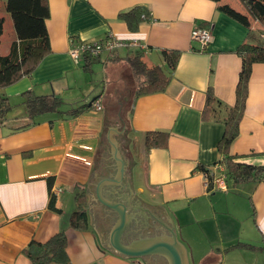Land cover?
I'll list each match as a JSON object with an SVG mask.
<instances>
[{
	"label": "crops",
	"instance_id": "0c3cea01",
	"mask_svg": "<svg viewBox=\"0 0 264 264\" xmlns=\"http://www.w3.org/2000/svg\"><path fill=\"white\" fill-rule=\"evenodd\" d=\"M5 1L1 0L0 9L4 17L1 55L16 39L12 22L6 25L11 18L5 13ZM47 1L50 51L29 75L0 88V94L13 103L0 118V264H32L23 253L29 241L45 242L58 231L66 235L69 264H145L110 246L117 214L97 197L99 184L101 196L127 208L123 244L168 236L172 228L189 264H264V173L258 182L234 183L227 176L223 191L209 187L201 169L214 170L222 156L221 119L226 106L236 101L242 64L237 51L247 29L219 11L213 0ZM135 6L147 9L150 20L131 30L118 15ZM195 26L211 30V42L203 50L191 39ZM108 36L128 45L112 56L100 55L90 70L83 68V59L73 61L69 53L73 44ZM162 49L181 53L166 89L132 99L128 123L120 110L109 114L117 106L109 107L111 93L122 92L127 84L133 96L136 88L126 58L140 51L145 63L167 72ZM94 67L102 78L95 80L96 87L87 80ZM127 68L133 82L124 79ZM209 88L219 102L207 111ZM26 91L55 94L64 100V108L82 103L89 108L75 117L43 113L35 123L22 127L29 122L22 96ZM154 130L168 133L167 144L145 150L144 134ZM131 142H138L139 156L129 149ZM112 143L125 167L120 186L109 182L118 170ZM228 154L264 169V62L252 65L238 134ZM54 187L62 189L54 203L59 212L48 206ZM83 188L88 227L74 229L69 216L76 209L75 194ZM129 230L134 234L123 241ZM144 257L147 264H162L155 258L168 264L162 256Z\"/></svg>",
	"mask_w": 264,
	"mask_h": 264
},
{
	"label": "trees",
	"instance_id": "16d2710c",
	"mask_svg": "<svg viewBox=\"0 0 264 264\" xmlns=\"http://www.w3.org/2000/svg\"><path fill=\"white\" fill-rule=\"evenodd\" d=\"M213 1L219 11L233 18L247 29L246 38L237 51L241 55L242 64L236 85V101L233 106H226L227 113L221 119L224 124V132L218 143L222 155L219 161L224 164L226 175L234 183L248 180L258 182L263 179V167L238 161L228 154V148L238 134V123L244 111L252 65L256 62H264V0H237L238 3L229 0ZM4 10L11 18L16 39L11 42L9 52L6 55L0 54V88L13 83L24 75H29L50 51L49 36L45 25V21L49 17L47 0H6ZM118 17L125 21L131 30H136L140 22L150 20L149 12L143 6H135L120 12ZM3 24L4 17L0 16V37L3 32ZM257 30L260 31V37L255 32ZM161 54L166 62L167 72L159 65L145 63L141 58L140 51H136L126 58L131 73L136 79L133 101L142 94L162 92L169 84L181 53L176 49H162ZM99 56L87 53L83 55V68L90 70V66L99 60ZM206 95V110L208 111L212 109L211 105L218 103L219 100L214 97L211 88L207 90ZM22 96L29 118V122L22 127L35 123V118L43 113L53 112L59 118L75 117L89 108L86 103L64 108V100L55 94L34 95L30 91H26ZM11 108L12 105L8 99L0 94V118ZM167 138L168 133L164 131L145 132V150L165 147ZM201 169L205 172L208 171L205 167H201ZM209 187H211V180ZM75 199L77 202L76 209L69 216V224L74 229H86L88 227V213L87 193L84 188L75 194ZM54 203L55 197L51 192L48 206L51 210L59 212ZM66 244L65 233L58 231L45 242L30 240L23 249V253L32 264H69ZM247 246L257 248L254 245L248 244Z\"/></svg>",
	"mask_w": 264,
	"mask_h": 264
},
{
	"label": "water",
	"instance_id": "95a60500",
	"mask_svg": "<svg viewBox=\"0 0 264 264\" xmlns=\"http://www.w3.org/2000/svg\"><path fill=\"white\" fill-rule=\"evenodd\" d=\"M116 130V129H115ZM112 156L117 162V172L112 180H109L113 185L120 186L122 176L125 171L124 162L120 158L118 149L115 144L112 143ZM101 184L97 188V197L100 201L114 210L117 214V219L109 233L110 246L118 253L127 257L142 258L148 255H158L164 257L168 264H189L187 251L183 244L177 239L175 232L172 228L168 231L171 235L158 237V238H146L142 241H137L132 244H123L121 242V235L127 227L129 222V214L126 212V206L120 202H116L112 199H105L100 195Z\"/></svg>",
	"mask_w": 264,
	"mask_h": 264
},
{
	"label": "built area",
	"instance_id": "2783aa9c",
	"mask_svg": "<svg viewBox=\"0 0 264 264\" xmlns=\"http://www.w3.org/2000/svg\"><path fill=\"white\" fill-rule=\"evenodd\" d=\"M191 39L197 41L200 44V49H205L208 44L211 42L212 35L211 30L206 27H193L191 30ZM128 44L124 41L116 39L113 36H108L102 40H98L95 42L81 41L76 44H73L69 48V53L75 63H78L83 55H102L107 54L108 56H112L114 52L119 49L126 47ZM96 108L100 109V105L96 104ZM214 170H208L207 172L203 171L205 177L210 181L211 185L215 189L219 190H227V175L225 173L224 164L221 161H218L214 165ZM215 171V173H213ZM62 191L60 187H54L52 189V194L56 198L59 193Z\"/></svg>",
	"mask_w": 264,
	"mask_h": 264
},
{
	"label": "rangeland",
	"instance_id": "374dc122",
	"mask_svg": "<svg viewBox=\"0 0 264 264\" xmlns=\"http://www.w3.org/2000/svg\"><path fill=\"white\" fill-rule=\"evenodd\" d=\"M229 1L238 3L237 0H229ZM224 2H226V1H224ZM6 25L8 27L11 25L10 19L7 20V24ZM195 27H197V26H195ZM255 32L260 37V35H259L260 31L257 30ZM121 41H123V40H121ZM94 65H95V67L98 66V64H94ZM95 67H94V69H95ZM129 72H130V70L128 68L124 70V75H123L124 79L126 80V82H129V81L133 82L132 75H129L128 74ZM99 76H100V74L98 73V71L96 69L93 72L89 71L88 74H87L88 83H90V85L95 86V87H96V85L98 86L99 82H96L95 80L100 79V78H98ZM91 80H94V82H92ZM100 80H102V78ZM127 86L128 85L126 84V88L122 87L123 91L122 92L120 91V93L116 94L115 92L114 93L110 92L111 94L109 95V99H108L109 100L108 104H111V105H109V107H113L114 108V106L117 105L116 108L109 109V111H108L109 114H113V112H118L120 110L119 111V115H122L121 117L123 118V121L125 123H128V117H129L128 115H129V111H130V107H131V103H132V89H129V87H127ZM119 103H121V104L118 105ZM11 104H13V103H11ZM121 124H122V122L119 121L118 125L120 126ZM121 137L123 138L124 136L121 135ZM137 143L138 142H136V143L135 142H131L130 145H129V149L131 150L132 153H136V155L139 156L138 144ZM122 145H124V140H123V142H121V146ZM109 151H110V148H109ZM140 153H141V151H140ZM136 162L137 163L141 162L140 157L139 158L137 157ZM191 236L193 237V239H195L197 237V235H191Z\"/></svg>",
	"mask_w": 264,
	"mask_h": 264
},
{
	"label": "flooded vegetation",
	"instance_id": "af4514ba",
	"mask_svg": "<svg viewBox=\"0 0 264 264\" xmlns=\"http://www.w3.org/2000/svg\"><path fill=\"white\" fill-rule=\"evenodd\" d=\"M108 195H110V192L108 191V193H107ZM117 194H121V192H117ZM121 200H124L123 198L121 199ZM135 216H138V214H136ZM126 234L125 235H123V241L127 238V239H130V237H132V234H134V233H132L130 230L129 231H127V232H125ZM124 243V242H123ZM142 259V261H144V263L145 264H147V262H148V259H147V257H142L141 258ZM154 262L155 263H157V262H162V264L164 263V260H162L161 258H155L154 259Z\"/></svg>",
	"mask_w": 264,
	"mask_h": 264
}]
</instances>
